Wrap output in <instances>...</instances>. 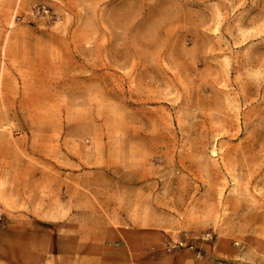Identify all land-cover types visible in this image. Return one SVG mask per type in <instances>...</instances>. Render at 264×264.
<instances>
[{"label": "rangeland", "instance_id": "rangeland-1", "mask_svg": "<svg viewBox=\"0 0 264 264\" xmlns=\"http://www.w3.org/2000/svg\"><path fill=\"white\" fill-rule=\"evenodd\" d=\"M10 1L2 218L56 196L264 263V0H0V22Z\"/></svg>", "mask_w": 264, "mask_h": 264}, {"label": "crops", "instance_id": "crops-1", "mask_svg": "<svg viewBox=\"0 0 264 264\" xmlns=\"http://www.w3.org/2000/svg\"><path fill=\"white\" fill-rule=\"evenodd\" d=\"M11 12L10 1L1 26H6ZM3 36L2 31L0 47ZM3 214L0 264H219L216 258L223 254L228 264H247L237 259L236 249L216 250V242L202 246L204 253L197 259L186 249L168 251L172 243L167 238L140 226L94 225L92 203L84 211L69 209L62 214L59 197L22 195L13 201L10 195Z\"/></svg>", "mask_w": 264, "mask_h": 264}, {"label": "built area", "instance_id": "built-area-1", "mask_svg": "<svg viewBox=\"0 0 264 264\" xmlns=\"http://www.w3.org/2000/svg\"><path fill=\"white\" fill-rule=\"evenodd\" d=\"M2 225H3V218L0 215V227ZM209 238H210L209 234H205L201 236V240H208ZM167 248H168V251H171L176 248L186 249L187 251L192 253V255L195 258L200 259L202 257V251L195 246L194 241L190 237H188V235L186 234L183 235V237L180 240H177L174 245H171Z\"/></svg>", "mask_w": 264, "mask_h": 264}]
</instances>
